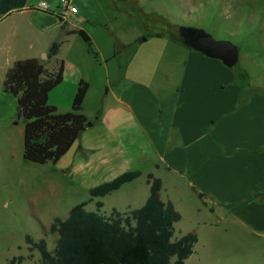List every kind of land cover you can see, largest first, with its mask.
Listing matches in <instances>:
<instances>
[{
    "label": "rangeland",
    "instance_id": "374dc122",
    "mask_svg": "<svg viewBox=\"0 0 264 264\" xmlns=\"http://www.w3.org/2000/svg\"><path fill=\"white\" fill-rule=\"evenodd\" d=\"M48 1L50 10L58 13L62 0ZM72 2L77 11L70 14L92 30L98 58L82 37L65 45L60 60L67 61L66 80L51 94V104L64 105L68 91L84 78L90 84L84 112L95 120L101 117L102 108L116 104V85L137 74L141 65L150 67V71L155 67L153 71L165 82L168 68H176L175 60H186L190 51L183 42H172L181 40L178 28L184 25L202 27L217 39L234 42L240 49L234 66L238 79L246 87L264 90V0ZM64 39L62 23L43 21L31 10L0 16V264H41L40 251L31 248L26 235L35 240L45 238L53 249L57 234L50 232V224L57 216L66 218L78 203L86 202L88 210H97L96 202L102 200L100 212L110 215L114 208L126 211L128 205L142 206L150 194L146 175L103 197L92 198L90 187L100 179L84 184L73 171V153L65 154L56 163L41 164L24 158V120L18 117L15 97L3 91L5 74L17 59L37 56L49 60V64L54 62L55 57L45 55L54 41ZM177 82L172 80L170 85ZM169 193L183 216L175 224V236L193 229L199 233L195 251L186 264H264V236L222 221L201 209L200 201L191 192L175 190L166 180L162 199ZM20 256H24L22 261Z\"/></svg>",
    "mask_w": 264,
    "mask_h": 264
},
{
    "label": "crops",
    "instance_id": "0c3cea01",
    "mask_svg": "<svg viewBox=\"0 0 264 264\" xmlns=\"http://www.w3.org/2000/svg\"><path fill=\"white\" fill-rule=\"evenodd\" d=\"M38 1L13 12L31 10L41 20L62 23L65 28L66 39L60 41L56 60L49 64L54 68L64 61V80L51 91L50 99L66 80L62 48L82 37L69 31L84 29L90 36L93 32L73 14L63 20L62 1L58 13L50 10L48 0L49 10L38 8ZM178 41L182 42L172 39ZM176 62V68H168L165 82L153 71L155 67L150 71L141 65L137 74L116 85V104L102 108L101 117L89 119L66 153L76 155L73 171L84 184L100 179L96 185L132 169H141V177L154 173L163 181L161 192L167 180L171 188L196 196L201 209L264 236V90L246 87L234 66L192 48L186 60ZM175 79L177 84L170 85ZM79 80L68 91L64 105H56L60 112L71 109ZM163 200H171L176 207L170 193ZM131 209L128 205L126 211Z\"/></svg>",
    "mask_w": 264,
    "mask_h": 264
},
{
    "label": "trees",
    "instance_id": "16d2710c",
    "mask_svg": "<svg viewBox=\"0 0 264 264\" xmlns=\"http://www.w3.org/2000/svg\"><path fill=\"white\" fill-rule=\"evenodd\" d=\"M27 4L28 0H0V16ZM73 32L82 36L98 58L90 34L84 29L69 31ZM60 47V41L52 43L49 59ZM64 67L63 60L51 68L49 60L29 57L15 60L5 74L3 90L15 97L18 117L24 120L23 156L28 161L58 162L90 124L83 105L90 84L84 78L79 80L70 110L60 112L49 102L51 91L64 80ZM142 174L141 169L125 171L92 187L91 197L110 194ZM147 182L150 195L140 207L125 212L114 208L110 215H104L100 212L102 200L96 202L97 210H88L87 203L81 202L70 209L66 218L57 216L50 224V232L57 234L53 249L45 238L35 240L28 234L26 242L40 251L41 264H186L199 241L198 233L191 230L175 236L181 212L171 200L162 199L160 177L148 173ZM18 259L22 261L24 256Z\"/></svg>",
    "mask_w": 264,
    "mask_h": 264
},
{
    "label": "water",
    "instance_id": "95a60500",
    "mask_svg": "<svg viewBox=\"0 0 264 264\" xmlns=\"http://www.w3.org/2000/svg\"><path fill=\"white\" fill-rule=\"evenodd\" d=\"M178 34L182 42L188 47L209 57L221 59L230 67L235 66L239 61L240 49L234 42L227 39H217L202 27L180 26Z\"/></svg>",
    "mask_w": 264,
    "mask_h": 264
},
{
    "label": "built area",
    "instance_id": "2783aa9c",
    "mask_svg": "<svg viewBox=\"0 0 264 264\" xmlns=\"http://www.w3.org/2000/svg\"><path fill=\"white\" fill-rule=\"evenodd\" d=\"M37 7L43 10H49V3L47 0H39L37 3ZM59 7H61V16L63 20L68 15V13L77 11L76 7L73 5L72 0H62L61 6Z\"/></svg>",
    "mask_w": 264,
    "mask_h": 264
}]
</instances>
